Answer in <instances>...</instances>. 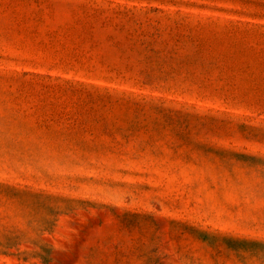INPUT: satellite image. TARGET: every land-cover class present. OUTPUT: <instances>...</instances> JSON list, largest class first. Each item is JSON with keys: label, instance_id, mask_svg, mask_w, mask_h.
<instances>
[{"label": "rangeland", "instance_id": "374dc122", "mask_svg": "<svg viewBox=\"0 0 264 264\" xmlns=\"http://www.w3.org/2000/svg\"><path fill=\"white\" fill-rule=\"evenodd\" d=\"M0 264H264V0H0Z\"/></svg>", "mask_w": 264, "mask_h": 264}]
</instances>
